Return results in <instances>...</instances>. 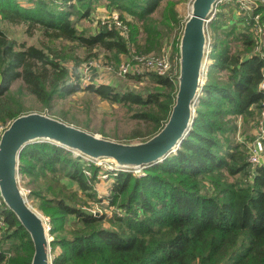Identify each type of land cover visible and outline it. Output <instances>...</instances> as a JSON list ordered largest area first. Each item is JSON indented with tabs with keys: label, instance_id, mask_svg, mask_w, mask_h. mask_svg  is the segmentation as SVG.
I'll return each mask as SVG.
<instances>
[{
	"label": "trees",
	"instance_id": "1",
	"mask_svg": "<svg viewBox=\"0 0 264 264\" xmlns=\"http://www.w3.org/2000/svg\"><path fill=\"white\" fill-rule=\"evenodd\" d=\"M106 1L121 11L128 40L115 25L97 33L77 28L71 16L90 19L102 0H35L31 6L0 0L1 21L25 25L30 35L41 30L46 38L41 46L18 45L0 28V121L7 124L26 111L23 94L13 90L20 81L40 111L76 126L74 115L54 107L82 90L132 110L131 140L151 137L165 125L175 103L176 73L134 75L148 81L147 88L121 91L107 83L82 86L77 66L96 49L118 64L131 46L138 54L160 53L180 27L181 0ZM229 5L219 4L209 23L212 63L193 126L163 162L141 176L104 171L111 183L102 196L97 188L101 165L49 142L23 149L21 181L49 218L52 264H264V164L250 162L247 139H234L238 118L247 122L264 106L259 89L264 60L254 51L252 31L254 16L264 7L243 17L241 28L225 26ZM124 12L135 20L128 21ZM159 12L160 19L154 18ZM57 40L84 48L87 57L82 61L71 48L53 46ZM93 203H107L112 213L94 210ZM33 253L29 233L0 198V264H30Z\"/></svg>",
	"mask_w": 264,
	"mask_h": 264
},
{
	"label": "water",
	"instance_id": "2",
	"mask_svg": "<svg viewBox=\"0 0 264 264\" xmlns=\"http://www.w3.org/2000/svg\"><path fill=\"white\" fill-rule=\"evenodd\" d=\"M221 0H191L178 44L177 92L165 125L139 142L105 138L47 113L28 112L12 120L0 137V198L29 233L34 253L30 264H52L50 225L28 201L20 184V156L32 143L49 142L92 161L108 160L117 170L134 172L163 162L180 148L196 116L206 81L208 27ZM247 2L248 0H242ZM207 74V73H206Z\"/></svg>",
	"mask_w": 264,
	"mask_h": 264
},
{
	"label": "rangeland",
	"instance_id": "3",
	"mask_svg": "<svg viewBox=\"0 0 264 264\" xmlns=\"http://www.w3.org/2000/svg\"><path fill=\"white\" fill-rule=\"evenodd\" d=\"M24 5L31 6L34 4L33 1L35 0H21ZM230 3V5L224 9V13L226 18H222V20L225 21L224 24H226V27H231L232 25H237L238 27L243 28V22L245 21L243 17H251L248 16V14H252V11L254 10V5L257 4H263L264 2L260 0H248L247 2L242 0H221L219 4L221 3ZM218 4V5H219ZM190 5L191 0H181L179 4H177V10L180 14V27H178L175 32H173L172 40L165 41L164 48L160 53H150V54H138L135 47H129L127 53L120 54L119 57V64L114 59H109L108 53L101 49H96L94 52L96 55L89 59L88 61H84L80 63L77 66V71L80 74L79 81L82 84V86L86 83H107L112 86H115L121 91H140L145 88H147V85H149L148 81L139 82L136 79L132 78L134 75H122L118 72L119 66L126 62L128 59L132 58V55H161V53H165L166 49L171 47V50L169 51V54H173L172 57L175 61L178 59V52L175 53L174 49V38L178 35V43L179 39L181 38L183 26L185 21L190 16ZM261 15L264 14L263 12H259ZM216 14V13H215ZM119 17L121 18V11L115 6L114 4H110L109 1L102 0L101 4L97 7V10L92 14L91 18L89 19H78L76 15H72L71 18L74 19L76 26L79 30L87 29L91 30L92 32H98L102 31L104 28L105 23L107 21H111L113 17ZM123 16L126 17L128 21H134V17L131 16L129 13L124 12ZM215 16V15H214ZM264 16V15H263ZM154 18L160 19V12L154 15ZM257 25H260L257 27ZM0 28L3 29L11 39L16 41L18 45L25 42L27 45H37L41 46L42 42L46 40V38L43 36V33L41 30H37L34 32V34L30 35L27 33V27L25 25H12L7 22H3L0 19ZM261 29V31L259 30ZM253 30H259V35L257 37L258 39H262L264 41V21L261 20L260 24H254ZM209 38L211 40L212 49H213V43L214 39L211 35V32L209 30ZM53 46H58V48H61L62 46L66 49H72L76 55L81 57V60H85L86 51L84 48H76L73 43H68L67 41H60L57 40V42H54L52 44ZM56 46V47H57ZM260 43L255 41V48L254 51L260 49ZM211 49V50H212ZM66 52V51H64ZM175 53V54H174ZM210 57V56H209ZM115 61V62H114ZM212 63V60H206L205 62V71L209 70V67ZM71 67H74V63L70 62L69 64ZM108 67L111 68V70L108 69ZM205 73V79L207 78V74ZM144 74V73H143ZM13 90L15 91H21L24 97L25 101V112H41V113H47L51 116H54L58 119V115H52L53 113L50 111L42 112L39 110V104L37 101H35L31 96L28 95L26 89L23 87L22 83L20 81H17L13 85ZM55 110L59 111L60 113H68L70 115H74L77 118V122H79L80 128H86L85 130H88L90 132H93L95 134H98L99 136L113 139L116 141L121 142H128V143H135L142 140H145L146 138H137V139H129L128 137L132 134L133 129L136 126V121L133 120L131 117L132 110H128L126 107L118 104H113L109 101L102 100L96 95L86 92V91H79L77 93H74L67 98H61L57 100L55 107ZM62 120V119H61ZM247 122L243 121L241 117L237 120V132L234 135V139H236L238 142H243L244 140L248 143V149L250 151V147L253 143L258 144V155L262 158V163L264 164V131H261L260 127L263 123L264 125V108L261 109V111H257L255 113V116L253 118H248L246 120ZM66 122V121H65ZM1 124H3L2 121H0ZM5 124V123H4ZM104 130V132H98V131ZM102 166V171L99 175H101V181L97 185V188L99 190L100 195H105L107 192V187L111 183V178L109 174H104V171H112L111 168H116L110 161L108 160H100V162H95ZM145 169H139L134 171L136 175H143ZM20 184L24 191L28 194V201L29 203L38 211V205L37 202L32 200L29 197V191L25 188L23 182L21 181L20 176ZM92 208L96 211L104 210L107 206V203H103L102 205H99L98 203L91 204ZM108 213L110 210L105 209ZM41 214H43L40 211ZM44 215V214H43ZM45 216V215H44ZM46 217V216H45ZM46 219L49 222V218L46 217Z\"/></svg>",
	"mask_w": 264,
	"mask_h": 264
},
{
	"label": "built area",
	"instance_id": "4",
	"mask_svg": "<svg viewBox=\"0 0 264 264\" xmlns=\"http://www.w3.org/2000/svg\"><path fill=\"white\" fill-rule=\"evenodd\" d=\"M260 2V0H258ZM264 2V0H262ZM260 6V4L254 5V10L257 9ZM262 6L264 7V3L262 4ZM253 10V11H254ZM261 13H258L254 16V20L255 23L254 24H260L261 22ZM106 26L105 27H109L111 25H115L116 27H118L119 29H121V33L123 35V37L128 40L129 39V34H128V26L127 24L119 17H113V19L111 21H107L105 23ZM260 25H257V27H259ZM261 31V29H259ZM259 30H253L254 31V37H255V33L256 36H260L259 35ZM257 37H255V41L258 43H260V49L256 50L255 53H257L258 55L261 56V58L264 60V41L260 38L256 39ZM212 44H211V40L209 38V31H208V43H207V48H206V52L207 55L210 54L211 49H212ZM171 50V47H169L168 49H166L165 53H162L161 55H132L131 59H128L126 62H123L119 68H118V72L122 75H140L146 72H154L157 73L159 75H165V74H177V67H178V59L177 61H175L172 57V53L169 54V51ZM210 60V57L208 58ZM109 70H111L110 67H108ZM204 72L206 73L205 69ZM88 84V83H86ZM85 85V84H84ZM259 89L260 90H264V79L263 81L260 83L259 85ZM264 108V106H263ZM10 122H8L7 124H1L0 123V137L3 133V131L8 127ZM262 127H260L261 131H264V125L263 123L261 124ZM250 162L253 165H258V164H263L262 162V158L258 155V144L253 143L250 147ZM75 156H80L75 154ZM83 158V160L86 161H91V162H100V161H92L89 160L87 158H84L83 156H80ZM98 164V163H96ZM112 171L117 170L114 168H111Z\"/></svg>",
	"mask_w": 264,
	"mask_h": 264
}]
</instances>
